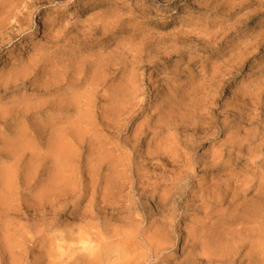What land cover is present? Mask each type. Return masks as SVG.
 <instances>
[{
  "label": "rangeland",
  "instance_id": "obj_1",
  "mask_svg": "<svg viewBox=\"0 0 264 264\" xmlns=\"http://www.w3.org/2000/svg\"><path fill=\"white\" fill-rule=\"evenodd\" d=\"M183 263L264 264V0H0V264Z\"/></svg>",
  "mask_w": 264,
  "mask_h": 264
},
{
  "label": "bare ground",
  "instance_id": "obj_2",
  "mask_svg": "<svg viewBox=\"0 0 264 264\" xmlns=\"http://www.w3.org/2000/svg\"><path fill=\"white\" fill-rule=\"evenodd\" d=\"M3 87H5V86H3ZM53 141V140H52ZM54 162V161H53ZM64 178V177H63ZM113 184V183H112ZM177 185V184H176ZM120 187H122V186H120ZM116 188V187H115ZM124 188V187H123ZM165 191V190H164ZM166 192V191H165ZM169 195V194H168ZM155 200V199H154ZM260 200V199H259ZM161 203V202H160ZM203 203V202H202ZM169 205V204H168ZM168 208V207H167ZM125 211V210H124ZM130 232V231H129ZM157 247H158V245H157ZM153 248V247H152ZM260 249V248H259ZM153 250V249H152ZM17 252V251H16ZM200 255V254H199ZM200 256H202V255H200ZM186 257V256H185ZM188 257V256H187ZM13 262H15V261H13ZM208 263V262H207ZM184 264V263H183Z\"/></svg>",
  "mask_w": 264,
  "mask_h": 264
}]
</instances>
